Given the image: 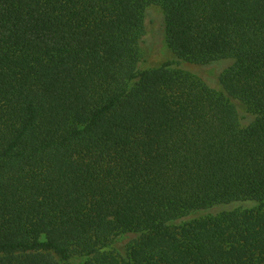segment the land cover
Returning <instances> with one entry per match:
<instances>
[{"label":"trees","instance_id":"1","mask_svg":"<svg viewBox=\"0 0 264 264\" xmlns=\"http://www.w3.org/2000/svg\"><path fill=\"white\" fill-rule=\"evenodd\" d=\"M0 264H264V0H0Z\"/></svg>","mask_w":264,"mask_h":264},{"label":"rangeland","instance_id":"2","mask_svg":"<svg viewBox=\"0 0 264 264\" xmlns=\"http://www.w3.org/2000/svg\"><path fill=\"white\" fill-rule=\"evenodd\" d=\"M163 10L154 6L149 11V17L147 19V39L148 46L146 47L148 53H145L147 61L144 66L147 68L152 65H159L166 61L173 59L171 50L168 47L166 41V34L164 26L162 24ZM187 70L197 71L202 73L201 70L197 69L192 65L185 64Z\"/></svg>","mask_w":264,"mask_h":264}]
</instances>
